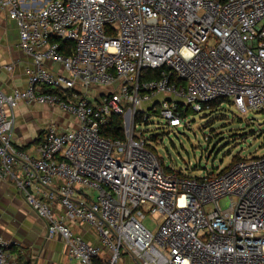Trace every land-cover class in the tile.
Returning <instances> with one entry per match:
<instances>
[{
	"label": "built area",
	"instance_id": "built-area-1",
	"mask_svg": "<svg viewBox=\"0 0 264 264\" xmlns=\"http://www.w3.org/2000/svg\"><path fill=\"white\" fill-rule=\"evenodd\" d=\"M0 12L30 61L23 88L0 90V180L46 221V239H61L68 264H264V156L200 179L166 174L139 130L150 113L185 128L179 106L222 99L264 110V0H0ZM20 104L70 122L15 146ZM112 116L123 140L101 133ZM144 210L162 218L155 234ZM9 246L0 237V264H18Z\"/></svg>",
	"mask_w": 264,
	"mask_h": 264
},
{
	"label": "rangeland",
	"instance_id": "rangeland-1",
	"mask_svg": "<svg viewBox=\"0 0 264 264\" xmlns=\"http://www.w3.org/2000/svg\"><path fill=\"white\" fill-rule=\"evenodd\" d=\"M17 54L15 30L0 13V64L15 59L13 56L18 58ZM6 82L11 84V78H7ZM178 112L185 128H166L157 113H150L148 122L139 126L140 131L153 136L150 139L144 136L146 148L160 160L166 174L178 173L200 179L209 173L215 175L240 160L264 156V111L241 113L230 99H222L201 112H194L186 106H179ZM21 115L16 117L15 139L12 142L15 146L21 140L31 139L33 132L49 121L63 127L67 125L57 112H48L37 105L21 110ZM212 209L213 206L208 204L204 212ZM143 212L145 218L142 225L155 234L162 218L150 216L146 210ZM127 259L122 257L120 264H130Z\"/></svg>",
	"mask_w": 264,
	"mask_h": 264
},
{
	"label": "crops",
	"instance_id": "crops-1",
	"mask_svg": "<svg viewBox=\"0 0 264 264\" xmlns=\"http://www.w3.org/2000/svg\"><path fill=\"white\" fill-rule=\"evenodd\" d=\"M3 17L7 24H11L15 30L17 47V29L4 14ZM2 38H5V34ZM17 50L18 54L16 56L18 58L13 56L15 59H9V62L0 64V90L4 93L10 92L13 88H23L25 86V71L30 66V61L18 47ZM7 64H12L13 69L11 72L3 69V66ZM7 78H11V84L9 85L6 82ZM26 107L31 106L20 104L16 116H22L21 110L26 109ZM39 107L51 113L57 112L65 119V123L70 122L66 115L56 110H51L45 106ZM45 125L46 123L42 128L41 126L37 128L31 139L21 140L19 145L29 146L33 141H37L42 135ZM56 211L58 214H62L59 207ZM16 220L18 221L17 225H15ZM66 224L73 233L80 235L84 240L89 242L94 240L87 226H73L70 221H67ZM0 237L9 242L10 246L7 248V253L11 261L18 264H68L61 239L58 237L52 240L46 239V221L26 204L23 193L18 190L14 181L9 177L0 180ZM127 261L133 264L129 259Z\"/></svg>",
	"mask_w": 264,
	"mask_h": 264
},
{
	"label": "trees",
	"instance_id": "trees-1",
	"mask_svg": "<svg viewBox=\"0 0 264 264\" xmlns=\"http://www.w3.org/2000/svg\"><path fill=\"white\" fill-rule=\"evenodd\" d=\"M72 46H73V44L71 42H60V52L63 54H67L68 52H65V51L67 50L68 47H72ZM156 77H157V72H153V71H147L142 76V78L145 80L153 79ZM218 101H220V100H218ZM218 101H216V102H218ZM216 102H214V103H216ZM212 104H210V106ZM137 119H140V116H137ZM101 133L105 137H108L111 139L123 140L124 139V133H123V127H122V118L120 116H112L109 119L107 126H105V128H103ZM34 142H36V141H34Z\"/></svg>",
	"mask_w": 264,
	"mask_h": 264
}]
</instances>
